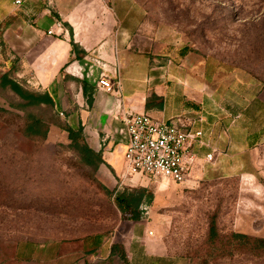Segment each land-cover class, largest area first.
Listing matches in <instances>:
<instances>
[{
	"label": "rangeland",
	"instance_id": "1",
	"mask_svg": "<svg viewBox=\"0 0 264 264\" xmlns=\"http://www.w3.org/2000/svg\"><path fill=\"white\" fill-rule=\"evenodd\" d=\"M125 2L142 9V36L136 39L140 45L167 50L172 61L186 55L199 59L220 82L250 84L264 100V0ZM113 4L116 0H109ZM5 48L0 40L2 67ZM22 104L8 87L0 88V244L26 237L121 234L129 221L115 205L116 193L146 190L152 201L141 204L140 211L144 205L151 207L166 246L189 264H264L263 249L232 238L241 234L264 239V163L253 176L211 181L189 177L191 183L182 184L128 175L123 158L113 167L104 162L92 173L79 165L61 129L78 128L67 117L71 110ZM28 115L44 122L45 140L25 136Z\"/></svg>",
	"mask_w": 264,
	"mask_h": 264
},
{
	"label": "crops",
	"instance_id": "2",
	"mask_svg": "<svg viewBox=\"0 0 264 264\" xmlns=\"http://www.w3.org/2000/svg\"><path fill=\"white\" fill-rule=\"evenodd\" d=\"M15 1L0 0V40L6 47L0 76L47 92L56 109L71 110L68 119L83 128L88 145L106 164L117 166L124 147L119 137L100 145L109 126L120 127L106 123L112 97L96 92L91 79L65 72L69 62H82L87 50L119 65L121 94L134 112L201 133L188 148L194 163L186 182L191 183L189 177L253 176L264 163V100L254 95L253 86L234 79L222 83L199 59L186 55L172 61L167 50L140 45L139 5L126 0L111 7L109 0ZM159 221L149 212L112 236L6 242L0 244V264H189L166 246Z\"/></svg>",
	"mask_w": 264,
	"mask_h": 264
},
{
	"label": "built area",
	"instance_id": "3",
	"mask_svg": "<svg viewBox=\"0 0 264 264\" xmlns=\"http://www.w3.org/2000/svg\"><path fill=\"white\" fill-rule=\"evenodd\" d=\"M20 3V0L15 1L16 5ZM65 72L80 80L91 79L96 92L112 97L104 112L106 123H119L120 127L109 126L110 132L100 145L119 137V143L124 145L122 158L128 175L154 181L165 179L177 184L186 181L194 163L188 148L194 139L201 136L199 131L192 132L134 112L121 94L119 65L106 61L99 51L87 50L82 62H69ZM141 216H149L147 205L141 207Z\"/></svg>",
	"mask_w": 264,
	"mask_h": 264
},
{
	"label": "trees",
	"instance_id": "4",
	"mask_svg": "<svg viewBox=\"0 0 264 264\" xmlns=\"http://www.w3.org/2000/svg\"><path fill=\"white\" fill-rule=\"evenodd\" d=\"M71 46L72 50L76 47L73 42H71ZM83 86L86 87L85 82L83 83ZM6 87L23 101V104L21 105L22 108L41 106L54 108L53 99L47 92L40 93L26 90L15 80L11 79L8 74H3L0 76V88ZM61 129L67 133V139L69 141L68 147L76 154L79 165L90 169L92 173H96L99 167L104 164V161L101 154L95 152L88 145L83 128L78 126V128L75 129L66 126ZM47 133L48 128L41 119L32 115L27 116L24 126V134L26 137L45 140ZM105 190L107 194L110 193L107 189ZM151 201L152 195L146 190L135 191L133 193L124 191L116 193L114 198L117 209L126 217L127 221H138L141 218L139 206L141 204H150ZM214 229V223L212 222L210 225V234H212V236ZM232 238L238 244H241L240 242L248 243V245L257 246L264 251V239H255L241 234H233Z\"/></svg>",
	"mask_w": 264,
	"mask_h": 264
}]
</instances>
